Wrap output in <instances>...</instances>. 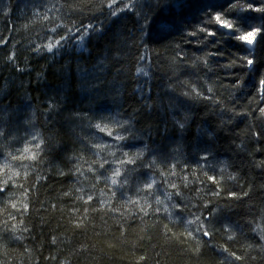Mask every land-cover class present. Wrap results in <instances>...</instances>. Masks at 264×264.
Wrapping results in <instances>:
<instances>
[{"label": "trees", "instance_id": "obj_1", "mask_svg": "<svg viewBox=\"0 0 264 264\" xmlns=\"http://www.w3.org/2000/svg\"><path fill=\"white\" fill-rule=\"evenodd\" d=\"M0 264H264V0H0Z\"/></svg>", "mask_w": 264, "mask_h": 264}, {"label": "snow or ice", "instance_id": "obj_2", "mask_svg": "<svg viewBox=\"0 0 264 264\" xmlns=\"http://www.w3.org/2000/svg\"><path fill=\"white\" fill-rule=\"evenodd\" d=\"M208 22L209 23H213L214 22L219 27L226 28V29H229V30L234 28V25L231 24L228 19L224 18L221 13H214L211 16V19ZM200 30L201 31H206L208 36L215 35V32L212 31V30H208V29H205V28H201ZM256 35H258V34L257 33H253V34L240 33L238 35V37H236V38H238L240 41H242V42H244L246 44L252 45L255 42L254 38H255ZM49 48H51V46H49Z\"/></svg>", "mask_w": 264, "mask_h": 264}]
</instances>
